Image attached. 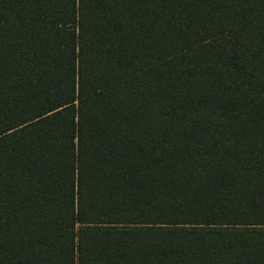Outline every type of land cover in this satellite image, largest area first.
I'll return each instance as SVG.
<instances>
[{"label": "trees", "instance_id": "1", "mask_svg": "<svg viewBox=\"0 0 264 264\" xmlns=\"http://www.w3.org/2000/svg\"><path fill=\"white\" fill-rule=\"evenodd\" d=\"M0 264H264V0H0Z\"/></svg>", "mask_w": 264, "mask_h": 264}]
</instances>
